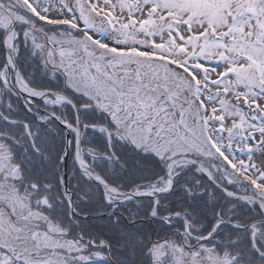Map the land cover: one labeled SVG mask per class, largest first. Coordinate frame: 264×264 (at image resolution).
<instances>
[{"label": "snow or ice", "instance_id": "6c2138e0", "mask_svg": "<svg viewBox=\"0 0 264 264\" xmlns=\"http://www.w3.org/2000/svg\"><path fill=\"white\" fill-rule=\"evenodd\" d=\"M0 33L9 50L7 63L0 67V87L39 97L45 105L71 104L76 109L74 122L47 108L35 114L43 123L55 118L73 134L72 140L64 138L65 150L55 163L62 165L71 156L81 176L102 187L104 209L151 196L148 215L169 225L183 218L179 239L152 240L124 230L126 242L142 251L144 264H264V219L247 225L233 219V204L217 209L215 222L199 232L192 219L198 212L196 199L201 193L215 199L200 180L195 187L184 186L191 209L161 215L159 199L170 192L181 170L191 167L226 197L258 207L264 217V0H230L207 19L190 16L168 0H0ZM21 35L39 58L43 74L50 79L63 75L79 103L62 92L34 87L15 69L13 55ZM9 68L16 72L15 79H10ZM193 81L202 82L193 87ZM5 103L11 108L10 101ZM89 110L101 114L100 123H81L79 113ZM24 128L31 145L30 154L24 148L27 159L37 165L52 163L49 150L36 144L37 131L27 122ZM90 128L112 141L103 155L119 166L116 177L102 175L89 162L100 155L79 142ZM117 142L125 148L124 155L113 150ZM13 144L20 142L0 134V264L105 260L111 244L82 232L70 235L71 225L53 221L45 211L63 198L72 220L78 207L88 203L87 197L81 193L74 200L73 190L58 176L59 195L53 199L52 185L41 182L42 173L24 167ZM154 165L162 172L154 179L127 188L119 182L125 173L147 172ZM225 185L243 191H230ZM240 231L248 233L247 251L241 247Z\"/></svg>", "mask_w": 264, "mask_h": 264}, {"label": "trees", "instance_id": "16d2710c", "mask_svg": "<svg viewBox=\"0 0 264 264\" xmlns=\"http://www.w3.org/2000/svg\"><path fill=\"white\" fill-rule=\"evenodd\" d=\"M30 52L32 54V51H29L28 54ZM0 56L2 57V52ZM1 57H0V67H3L2 65L3 58L1 59ZM23 75L26 78H28L33 84H36L39 87L54 88V85L50 81V78L43 74L41 64L36 60L32 61V64L23 67ZM58 85L63 86L62 81H60ZM4 97L11 98V102H12L11 108H9L8 105L4 103L3 100ZM16 106H20V104L14 98L8 96V94L4 91V89L1 88L0 89V122L2 121V125L6 129L12 130L14 132L15 139L20 142L19 146L13 144L15 146L14 151L16 153L17 159L23 160L24 162L32 163L33 174H35L36 172L42 173L41 182L50 183L52 187H54L53 189L56 192H59V184L57 182V177L62 176V165H57L55 163V160L58 157L59 153L62 152L63 150V140L61 134L58 132L56 128L48 127L47 129L42 130L39 127L40 125L37 126L36 123H33L32 125L30 124L33 127V129H35L38 133L36 138V144L38 146L40 145L45 146L52 155L53 169L51 166L52 163L48 165H37L34 159L33 160L27 159V154L24 152V148H28L29 154L31 153V145L29 144L28 138L25 135L26 130L24 128V123L25 121L28 120L26 116L28 114L26 112H18V111L16 112L14 110ZM63 106L68 109V112L67 114L64 115V117L70 118V116H72L71 109L66 105ZM21 109L24 110L23 107H21ZM81 113H82L81 119L83 120V122L93 121L91 117L92 116L91 110H89L88 112L81 111ZM8 117L10 118L9 120ZM99 119H101V116H99ZM109 143H112V141L106 140V135L102 131L91 128L85 131L81 141L82 146L93 148L100 154L95 159L90 158L89 161L92 164V166L95 168V170L101 173L102 175L116 177L119 170V166L116 165L113 161L107 159L103 155V153L107 151V144ZM113 150L121 155L125 154V148L120 142H117V146ZM24 167L26 168L25 165ZM69 172H71L70 167H69ZM143 173L145 176L153 175V177H156L157 174H162L159 165H154L152 168H150L149 171ZM136 175L138 176L139 173L135 172L133 175L130 176L125 173V175L119 179V182L122 183L123 180L136 178ZM179 177L180 175L176 177V184L174 185V189L169 193V195H165L162 197V201H161L162 204L160 208V212L162 213L161 215H163L168 211L183 210L180 209V207L182 206L180 201L182 200L185 202L186 200V194L184 190L185 185L183 180L184 176H181L180 178ZM79 188L80 191L78 194L83 193L88 199V203L86 205L84 201L80 202L81 205H85L83 208H81V214L102 213V212L110 211L108 209H104L100 207V201L102 197L95 185L87 181H81L79 182ZM201 196L202 195H200L199 197ZM198 200L200 201L199 203H196L198 207V211H201L199 209L202 210L206 209L207 206L203 207L204 205V203L202 202L203 200L201 198H198ZM60 201L61 203L56 204L55 207H57L60 213L62 215H65L66 217L67 215L66 201H64L63 198H61ZM151 203H152L151 199L149 198L129 201L121 205H116L115 209L113 210L114 213H108L105 216L92 218V219H80V223H79L80 232H82L86 237H90L96 240H105L109 244H111V252H110L109 260L112 264L113 263L114 264H144L145 257L143 256L140 248L134 246L131 243L126 242L123 233L124 230L126 229L128 232H132V233H143L146 238L150 239L151 228L153 227L154 224H156V223L152 224L148 216V210L151 207ZM165 205H167V207H165ZM210 208L213 211L214 209H216V207L214 206ZM46 211L50 212V209H46ZM248 214L249 212L241 217V218L247 217L246 219L242 220L243 223H246L249 220H253L254 218L255 219L258 218L257 215L254 217H248ZM131 218H135V223L130 222ZM154 220H156V222L159 224L157 227H154L155 230L157 229V231L159 232H164L165 231L164 229L167 230L169 229L167 224L163 223L162 221L159 222L157 219ZM201 221L202 220L194 221V224L197 226L199 232H204L210 228L211 222H207V224H205V222H201ZM67 224L71 225L70 235L72 234V232H76L75 226L73 227L71 223H67ZM240 232L242 234L241 247L245 251H247L250 248L248 233L243 231ZM243 234H245V236H243ZM106 250L107 248L103 249V251L105 252Z\"/></svg>", "mask_w": 264, "mask_h": 264}, {"label": "flooded vegetation", "instance_id": "af4514ba", "mask_svg": "<svg viewBox=\"0 0 264 264\" xmlns=\"http://www.w3.org/2000/svg\"><path fill=\"white\" fill-rule=\"evenodd\" d=\"M17 30L21 31V29L19 27L17 28ZM17 44H18V51L15 53V59H16V62L18 64L19 70L21 71V68H23L22 63L27 64V63H30V61L38 60L39 58L38 57H30V56H27L24 54L28 48H31V46H30V44L25 43L22 35H21L20 39L17 41ZM0 48H1V43H0ZM10 79H12V78L10 77ZM35 87H38V86H35ZM1 88L2 87H0V89ZM59 88L60 87H57L56 89H59ZM4 91L8 94V96H11L14 99H15V97H17V94H12L11 92L6 91L5 89H4ZM3 100H4V103H5V101L11 102L10 97H8V98L4 97ZM33 102L36 104L37 107H31L30 105H25V106L20 105L21 107L24 108V110H22L20 106H16L14 108V110L16 112L17 111L18 112H26L28 114V115L25 114L28 118V120L25 122H27L31 125L33 123H36L37 126L40 125L39 127L42 130L47 129L48 127L56 128L58 130V132L60 133V130H59L60 125L58 124L57 121L52 120V119H48L47 123H43L41 121L36 120L35 114L37 112H39L40 114H44L45 109L47 108L49 111H55L57 113V115H59L63 118L64 117L63 115L67 114L68 109L65 108L64 106L53 107V106L45 105V103L42 99H35V100H33ZM5 104L7 105V103H5ZM29 108L31 109V111H29ZM9 116H10V114H9ZM9 119L10 118L8 117V120ZM39 122H40V124H39ZM100 122H101V120L96 121V123H100ZM96 130H99V129H96ZM84 133H83V135H84ZM0 134H2L4 136H8L10 138H15L14 132L12 130H9V129H6L5 127H3L2 121L0 122ZM9 143H11V139L9 140ZM12 147H13V149H15L14 145H12ZM70 163L73 164L72 161H70ZM24 165L26 166V169L33 171V164L32 163L24 162ZM51 166L53 169V163L51 164ZM62 170H63V165H62ZM138 173H139V175L138 176L136 175V178H130V179L123 180L121 183L122 186L124 188H127L133 182L141 183L147 179H154L155 178V177H153V175L145 176L143 172H138ZM181 173L182 174H180V177L184 176V178H183L184 185L195 187V181L200 180L201 186H208V188H210V190L214 193V196H215V199H213V200H209L208 197L206 196V194H204V193L201 194L202 195L201 197H198V198H201L203 200L202 201L204 203L203 207H206V206L207 207H206V209H203L202 211H198L197 213L192 214L193 222L202 220L201 222H205V224H207V222H211V224H212L215 222V211L217 209L223 211V210L228 209L233 204L235 205V207L232 208L231 212L229 213L233 219H238L242 222V220L246 219L247 217H244V218H241V217L243 215L247 214L248 212H249L248 217H254L257 215V216H259L258 218H264V217H261L258 207L254 209L252 206L246 205L243 202L231 200V198L225 197L224 194L220 193L216 189V187H214L209 182V180L206 177H204L202 174L197 173L194 168L190 167V168L183 169V170H181ZM157 175H160V174H157ZM68 180H69L70 186L74 192V198L76 199L75 192L77 191L79 193V191H80L79 182L81 181V177L79 175L78 170L75 168L74 164H73L74 185H73L72 181L70 180V177H68ZM175 184H176V179H175ZM225 186L228 187V189L230 191H241V192L243 191V188L240 186H237V185H225ZM162 197L163 196L159 197V199L161 201H162ZM198 198L196 199V203L200 202L198 200ZM152 200L153 199H151V202H152ZM59 202L61 203V201H59ZM180 203L182 205L180 207V209H185V208L191 209L193 207L192 202H190L187 197H186L185 202L181 200ZM121 204H123V203H120L119 205H121ZM54 205H55V203H54ZM212 206L216 207V209H214V211L210 208ZM108 210H111V209H108ZM46 212H47V214L50 215V217L53 219V221L59 222L61 225H64L65 221L69 220L68 215H66V217H65V215H62L60 213L59 209H57V207H55V206L52 209H50V212H48V211H46ZM119 213H121V212H119ZM251 213H253V214H251ZM80 214H81V208L78 207L77 212L73 213L72 220H69L70 223L73 225V227L75 226V229H76V232H72L71 235H75L77 233V226L79 227V223H80V216H79ZM157 217H159V216H157ZM157 220L159 222L162 221L159 219H157ZM254 220H255V218L253 220H249L248 222H246L244 224H248ZM75 223L77 226L75 225ZM151 223L152 224L156 223V224H154L153 227L151 228L150 239L155 240V239H158V238L163 237V236H170V237H175V238L179 239L177 229L183 228L184 221H183L182 217L181 218H174L172 220L171 225L167 224L169 229L168 230L164 229L165 230L164 232H159V231H157V229L155 230L154 227H157L159 225L156 222V220H154V219L151 220ZM69 234H70V232H69ZM221 235H224V233H222ZM240 235L242 237L241 232H240ZM243 236H245V234H243ZM218 240H219V237L214 238L213 243L214 244L217 243ZM244 240H246V239H244Z\"/></svg>", "mask_w": 264, "mask_h": 264}, {"label": "rangeland", "instance_id": "374dc122", "mask_svg": "<svg viewBox=\"0 0 264 264\" xmlns=\"http://www.w3.org/2000/svg\"><path fill=\"white\" fill-rule=\"evenodd\" d=\"M229 2L230 0H168V3L172 7L179 6L182 9V11L188 12L190 16L191 15L203 16L206 19L208 17L217 16L220 12L221 7L226 6ZM169 15H171V13H169ZM103 39L107 40V37H103ZM174 50L176 52L180 51L178 46H174ZM129 51L135 54L134 49H130ZM165 51L173 52V49H165ZM201 71L207 72L209 70L201 68ZM170 74L174 75V73H171V72ZM201 82L193 81V87L195 86L196 83H201ZM184 84H185V87H188L187 80L184 81ZM74 95L76 96L75 93ZM97 264H109V263L106 262V260H102V261H98Z\"/></svg>", "mask_w": 264, "mask_h": 264}, {"label": "water", "instance_id": "95a60500", "mask_svg": "<svg viewBox=\"0 0 264 264\" xmlns=\"http://www.w3.org/2000/svg\"><path fill=\"white\" fill-rule=\"evenodd\" d=\"M2 44H3V38H2ZM3 48H4V52H5V57H6V63H7V57H8V55H9V50L4 46V44H3ZM13 60H14V58H13ZM14 64H15V62H14ZM15 69L17 70V68H16V66H15ZM15 75H16V72L15 71H13V78L15 79ZM64 95H66L65 93H63ZM66 96H68V95H66ZM69 97V96H68ZM70 98V97H69ZM71 99V98H70ZM71 105V104H70ZM72 106V108H73V110H74V112H75V115H76V109L74 108V106L73 105H71ZM51 118V117H50ZM51 119H53V120H55V118H51ZM63 128L65 129V132H66V138H67V140L69 139V133H68V131H67V129L64 127V125H63ZM65 150V149H64ZM69 150V148L67 149V151ZM66 158H67V156L65 157V162H64V165H66ZM80 171V170H79ZM92 182H94V181H92ZM94 183H96V182H94ZM98 185V184H97ZM215 185V184H214ZM216 186V185H215ZM101 187V186H100ZM65 188H66V186H65ZM218 189H220L219 187H217ZM221 190V189H220ZM92 216H97V215H92ZM82 217L83 218H87V217H91V216H88V215H82Z\"/></svg>", "mask_w": 264, "mask_h": 264}]
</instances>
